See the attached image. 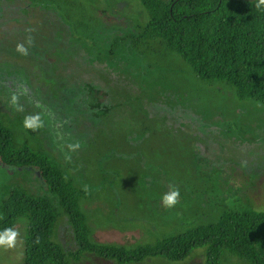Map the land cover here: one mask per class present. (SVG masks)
Here are the masks:
<instances>
[{
	"label": "rangeland",
	"instance_id": "1",
	"mask_svg": "<svg viewBox=\"0 0 264 264\" xmlns=\"http://www.w3.org/2000/svg\"><path fill=\"white\" fill-rule=\"evenodd\" d=\"M68 1L81 7L70 8L76 21L84 18L77 30L58 11L0 0V114L23 117L12 125L18 141L51 151L88 187L83 207L94 240L154 244L226 210H264V103L238 98L228 83L199 79L176 53L142 54L122 41L110 54L115 39L149 22L140 0ZM28 36L33 44L22 56L16 45ZM13 92L23 112L11 104ZM36 113L44 126L24 128L25 116ZM77 142L78 150L68 148ZM15 185L59 206L36 168L0 161V203ZM170 186L179 188L180 202L168 209L162 197ZM15 229L17 245L0 248L1 264L23 262L26 220ZM56 239L76 248L66 214ZM78 264L118 263L87 254ZM138 264H206V257L198 249L184 261ZM224 264L247 263L227 254Z\"/></svg>",
	"mask_w": 264,
	"mask_h": 264
},
{
	"label": "trees",
	"instance_id": "2",
	"mask_svg": "<svg viewBox=\"0 0 264 264\" xmlns=\"http://www.w3.org/2000/svg\"><path fill=\"white\" fill-rule=\"evenodd\" d=\"M29 1L58 11L75 30L84 24V18L76 21L77 13L70 9L79 11L81 7L68 0ZM140 2L148 11L149 22L137 33L115 39L110 54L122 41H130L142 54L167 57L176 53L199 79L228 83L238 98L264 103V6L258 10L257 0ZM19 118L23 117L8 119L0 114V161L21 169L36 168L59 202L57 206L48 196L15 185L0 203V231L15 229L21 219L26 220L22 264H78L87 254L118 264H138L155 257L180 262L198 249L204 250L206 264H224L227 254L247 264H264V210L251 207L226 210L208 223L188 222L184 231L164 233L154 244L129 247L95 241L83 207L88 198L84 187L51 151L18 141L12 125ZM62 214L70 220L74 250H66L56 239Z\"/></svg>",
	"mask_w": 264,
	"mask_h": 264
},
{
	"label": "clouds",
	"instance_id": "3",
	"mask_svg": "<svg viewBox=\"0 0 264 264\" xmlns=\"http://www.w3.org/2000/svg\"><path fill=\"white\" fill-rule=\"evenodd\" d=\"M264 6V0H257L256 8L259 10L261 7ZM33 44V38L28 36L26 42L17 43L16 45V52H18L22 56L29 55V48ZM27 45V46H26ZM21 86H18V91ZM22 94H27V89H23ZM11 104L16 108L17 111H24L23 105L20 103V98L17 92H13L11 97ZM39 106V105H38ZM23 126L26 129L31 131H37L44 126V121L42 116L39 113L27 115L24 118ZM68 148L72 151H76L80 148L79 142L76 144H69ZM84 191L87 193L88 187L84 186ZM180 202V190L179 188H175L170 186L169 192H167L162 197V205L165 208L171 209L175 207ZM20 233L18 230L14 228H5L3 231H0V248L5 250L15 248L18 242V237Z\"/></svg>",
	"mask_w": 264,
	"mask_h": 264
}]
</instances>
